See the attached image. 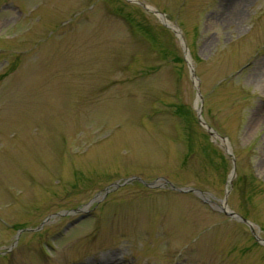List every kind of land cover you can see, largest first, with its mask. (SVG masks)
<instances>
[{
	"label": "rangeland",
	"instance_id": "374dc122",
	"mask_svg": "<svg viewBox=\"0 0 264 264\" xmlns=\"http://www.w3.org/2000/svg\"><path fill=\"white\" fill-rule=\"evenodd\" d=\"M131 1L0 0V264H264V0Z\"/></svg>",
	"mask_w": 264,
	"mask_h": 264
},
{
	"label": "water",
	"instance_id": "95a60500",
	"mask_svg": "<svg viewBox=\"0 0 264 264\" xmlns=\"http://www.w3.org/2000/svg\"><path fill=\"white\" fill-rule=\"evenodd\" d=\"M131 2H134V3H137L139 4L140 6H142L147 12H150V13H153L155 16H157L158 18H160L161 22L168 28H171L176 35H179L180 36V31H177L176 28L172 27V25L167 21L166 17L164 14H161L159 13L158 11L156 10H153L152 8L150 7H147L141 3H138L134 0H132ZM183 50H184V59L190 69V72H191V76H192V80H193V83L195 84V89L197 90V96H198V100H197V105H196V108H197V112H198V120L201 124V126L203 128L206 129V131L208 132V134L213 137V138H220L218 136V134L208 126V124L204 121L203 117H202V108H198L199 107V104L202 103L203 101V98H202V95L200 93V89H199V80L198 78L196 77L195 75V70H194V66H193V63H192V57L190 55V52L188 50V48L184 45L183 43ZM224 143H226L228 145V141L224 138H220ZM227 153L229 154V156L232 158L233 160V163H234V168H233V171L228 179V184L231 185L232 184V181L234 180V178L236 177V164H235V160H234V157L233 155L231 154V150L230 148L228 147L227 149ZM132 180H137V179H130L128 181H132ZM139 180V179H138ZM127 181V182H128ZM140 181V180H139ZM142 182V181H141ZM166 184H169L168 182H166ZM149 188H155L156 186L153 184V185H147ZM174 190L178 191V192H192V193H196V194H199L201 195L202 193L199 192V191H196V190H179V189H176L174 186L170 185ZM230 193V190L227 191V195H226V198L224 201H222V205L220 207V211L225 214L226 216L232 218V219H235V220H240L241 222H243L244 224H246L253 236L256 238L257 242L261 243V244H264V240H262L258 234L255 232V228H258V226H256L255 224L243 219L240 215H238L237 213L233 212L232 210L229 209V206H228V195ZM62 215L61 214H57V215H54V216H51L49 217L41 226L40 228H38L36 231H39L41 228H43L50 220H52L53 218H58V217H61ZM84 219V218H82ZM82 219L74 222V224H71L69 227H73L74 225H77L79 224L81 221H83Z\"/></svg>",
	"mask_w": 264,
	"mask_h": 264
},
{
	"label": "bare ground",
	"instance_id": "6f19581e",
	"mask_svg": "<svg viewBox=\"0 0 264 264\" xmlns=\"http://www.w3.org/2000/svg\"><path fill=\"white\" fill-rule=\"evenodd\" d=\"M226 149H227V147H226Z\"/></svg>",
	"mask_w": 264,
	"mask_h": 264
}]
</instances>
